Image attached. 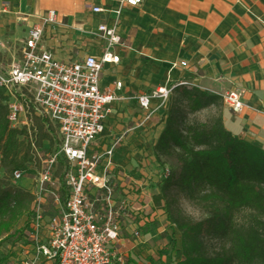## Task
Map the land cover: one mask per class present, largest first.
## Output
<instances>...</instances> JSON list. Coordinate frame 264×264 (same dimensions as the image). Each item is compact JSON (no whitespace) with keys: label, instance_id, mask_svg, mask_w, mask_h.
Listing matches in <instances>:
<instances>
[{"label":"crops","instance_id":"obj_1","mask_svg":"<svg viewBox=\"0 0 264 264\" xmlns=\"http://www.w3.org/2000/svg\"><path fill=\"white\" fill-rule=\"evenodd\" d=\"M114 1L0 0V65L16 58L5 44L22 40L34 17L45 12L53 14L54 23L42 30L38 47L53 61L73 64L85 56L97 57L101 44L93 30L112 20ZM138 1L119 12L116 34L124 49L112 51L116 64L103 65L98 73V90L114 101L93 146L100 150L113 145L107 179L133 216L129 223L121 221V232L135 229L146 256L165 264L172 246L169 260L176 259V235L150 204L157 183L150 147L161 127L150 120L160 111L141 121L142 113L130 99L179 83L216 97L234 91L242 109L232 116L220 106V124L264 153V0ZM90 8L99 12L91 14ZM117 246L122 256L135 253L125 242Z\"/></svg>","mask_w":264,"mask_h":264},{"label":"built area","instance_id":"obj_2","mask_svg":"<svg viewBox=\"0 0 264 264\" xmlns=\"http://www.w3.org/2000/svg\"><path fill=\"white\" fill-rule=\"evenodd\" d=\"M138 3L115 0L112 20L95 26L93 35L101 44L97 57L85 56L73 64L53 61L38 47L42 30L54 23L53 14L45 12L25 29L15 60L0 65L6 128L21 130L29 149L30 120L49 127L55 138L34 174H8L10 182H27L28 206L6 248V264H122L115 251L118 242L144 250L135 229L121 232V221L129 223L133 216L126 203L113 195L107 179L113 145L100 150L93 146L114 101L98 90V73L101 66L116 64L113 50L124 49L116 34L119 12ZM89 12L99 11L90 8ZM168 90L155 88L133 98L141 121L161 107ZM218 99L230 115H239L242 105L236 92H225Z\"/></svg>","mask_w":264,"mask_h":264},{"label":"trees","instance_id":"obj_3","mask_svg":"<svg viewBox=\"0 0 264 264\" xmlns=\"http://www.w3.org/2000/svg\"><path fill=\"white\" fill-rule=\"evenodd\" d=\"M159 110L150 155L166 169L150 204L176 235L171 264H264V153L223 130L216 96L174 86ZM200 112L211 115L199 122ZM4 116L0 96V167L9 174L26 162L28 147ZM178 200L200 218L184 216ZM27 204L24 193L0 185V242L15 232Z\"/></svg>","mask_w":264,"mask_h":264},{"label":"rangeland","instance_id":"obj_4","mask_svg":"<svg viewBox=\"0 0 264 264\" xmlns=\"http://www.w3.org/2000/svg\"><path fill=\"white\" fill-rule=\"evenodd\" d=\"M21 42L20 38H13L11 41H8L5 44V48L8 50V52H11L15 54V51L17 49V47L19 46V43ZM146 93L142 94L145 95L147 93H149V89L145 90ZM148 91V92H147ZM135 96H133L130 99L131 102V106L133 107L134 104V98ZM135 105V104H134ZM150 109H153V107H155V104H150ZM160 107H158L157 109H155L154 111H161L159 110ZM211 115L210 112H200L198 114H196L194 116V118L201 122L203 121L207 116ZM133 116V114L131 115ZM160 123V114L159 116L156 115L155 118H152L150 120V124L153 122ZM148 128V127H147ZM150 128V127H149ZM44 133V137L45 138H41L43 136ZM28 134L30 137V143H31V147L32 149H29L25 151V158L24 160L26 162L21 164V167L18 171H21L22 173L25 174H34V172H36L39 167H40V163L43 159V157L49 152V150L51 149V147L54 145V135L53 132L51 131V129L49 127H43L39 122L35 121V120H30V127L28 128ZM23 148V147H22ZM156 169H157V181L158 179L165 173V169H166V165H161V167H157L155 165ZM0 185L2 186V188H7V189H11V190H16L19 191L21 193H24V191H26V189H28L27 187V182L23 181V180H18L16 182H10L8 179V173L5 172V170H3L0 167ZM176 208L186 217H188L191 220H197L200 218V215L198 213H196L195 211H193L192 209H190L189 207H187L183 202L181 201H176ZM28 206V204H27ZM27 210V207H26ZM21 222V217L18 219V221L15 223L13 230L15 231L14 233H12L6 240H3L2 242H0V263L4 262V264L7 263V258H6V248L9 247V244L13 241V238L15 237V233L17 232L20 223ZM173 247V246H172ZM172 247L169 248L166 251L165 257L166 258V262L165 264H171V260H169L170 256H172L173 254V250ZM115 251L116 254L121 257V261L122 264H162L161 262H156L154 258L152 257H148L146 256V254L144 253V250L138 251L137 249H135V253L131 254L129 253L128 255H126L125 253L121 254V252L119 251V247L115 246ZM170 255V256H169ZM157 258V257H156Z\"/></svg>","mask_w":264,"mask_h":264}]
</instances>
